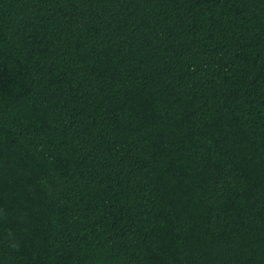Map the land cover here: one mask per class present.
<instances>
[{
  "label": "trees",
  "instance_id": "trees-1",
  "mask_svg": "<svg viewBox=\"0 0 264 264\" xmlns=\"http://www.w3.org/2000/svg\"><path fill=\"white\" fill-rule=\"evenodd\" d=\"M0 264H264V0H0Z\"/></svg>",
  "mask_w": 264,
  "mask_h": 264
}]
</instances>
